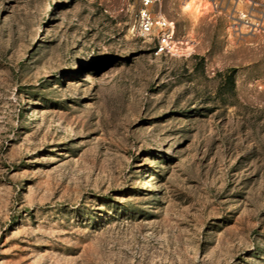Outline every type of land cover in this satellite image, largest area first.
Masks as SVG:
<instances>
[{"label": "rangeland", "instance_id": "1", "mask_svg": "<svg viewBox=\"0 0 264 264\" xmlns=\"http://www.w3.org/2000/svg\"><path fill=\"white\" fill-rule=\"evenodd\" d=\"M228 1L0 0V264H264V31ZM264 20V0H238Z\"/></svg>", "mask_w": 264, "mask_h": 264}, {"label": "built area", "instance_id": "2", "mask_svg": "<svg viewBox=\"0 0 264 264\" xmlns=\"http://www.w3.org/2000/svg\"><path fill=\"white\" fill-rule=\"evenodd\" d=\"M135 9V23L141 38L152 37L155 40L157 55L174 56L178 52L175 44V26L156 12L158 0H127ZM191 1V0H189ZM211 11H217L228 1L231 9L227 11L230 21L229 29L234 35L255 34L264 31V20L259 21L242 15L238 9V0H202Z\"/></svg>", "mask_w": 264, "mask_h": 264}]
</instances>
